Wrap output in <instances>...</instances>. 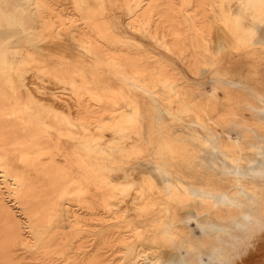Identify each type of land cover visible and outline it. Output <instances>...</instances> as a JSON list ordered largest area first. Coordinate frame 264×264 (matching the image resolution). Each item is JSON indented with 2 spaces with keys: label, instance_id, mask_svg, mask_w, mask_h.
Returning <instances> with one entry per match:
<instances>
[{
  "label": "bare ground",
  "instance_id": "6f19581e",
  "mask_svg": "<svg viewBox=\"0 0 264 264\" xmlns=\"http://www.w3.org/2000/svg\"><path fill=\"white\" fill-rule=\"evenodd\" d=\"M24 1L0 0V264H27L15 247L37 264L261 263L246 252H264V88L224 68L225 56L208 80L184 78L119 30L105 0ZM173 2L128 1L125 26L190 68L206 53L185 42ZM180 6L202 37L221 12L229 40L214 53L229 47L264 67V0ZM27 15L58 37L68 29L73 57L111 76L25 67L45 62L16 49V29L37 46Z\"/></svg>",
  "mask_w": 264,
  "mask_h": 264
},
{
  "label": "rangeland",
  "instance_id": "374dc122",
  "mask_svg": "<svg viewBox=\"0 0 264 264\" xmlns=\"http://www.w3.org/2000/svg\"><path fill=\"white\" fill-rule=\"evenodd\" d=\"M128 1L131 2L132 0H113L112 2L110 0H105L104 1V7H105L104 13H105V15L106 16L109 15V17L112 19V22H115V24H116V26H117V28L119 30H121L123 32H126V33H128L130 35H133V36L143 40L146 44H148L151 47H153L157 52H159L161 54H164L167 57L171 58L174 61V63L178 66L179 71L184 75V78L190 79V80H199V81L208 80L210 78L211 72L213 70H215L216 67H217L216 63H218V61L225 56L224 59H223L224 63L222 65L224 68H227L228 71H230L231 73L240 72L241 74H245V76L248 77L249 83H251L253 86H256L258 88H264V79H263V77H264V67L263 66H259V65L258 66H253V64H252L253 60H258L257 57H253V58H250L249 56L248 57H237V56H235L233 54V52L231 51V49L229 47L226 48L225 46H223L225 48H222L219 52L214 53L216 47H218V43L220 44L221 37L223 38L222 43H227L228 40H229V38L227 40L226 39L224 40V36H229L230 32L228 33L226 25L222 24V26H221L222 29L219 32L220 34L218 33L219 34V38L217 37L216 38L217 40L215 39V41H214L215 36H218V35L215 34V33L218 32L217 28H218V26H219L218 30L221 28L220 27V25H221L220 22H221V19L224 18L223 15L220 17V13L221 12L220 13L217 12V13H219L218 15L217 14H214L215 16L213 15V17L211 18V22H210L211 24H210L209 30L202 37V36H200L201 35L200 32H198L194 28H192L191 19H189L188 16L183 14V11H181L182 10V7L180 6V1L181 0H175V2L178 3V4L173 2V4L176 7V9L177 8L179 9V13H181L183 15V17L185 18V20H186V22L183 24V27L186 30L185 33L187 34V38L185 39V42L188 45H194V49L195 50L205 51V53H206L205 56H200L199 54H196V60L197 61L190 68H187V66L184 63H182L178 58L174 57L171 54L166 53L164 48H162L159 45H156L154 42H152L150 40L149 37L145 36L144 34L138 33L137 31H134V30L131 31L125 26V20H126V17H127L126 7L125 6H126ZM72 2L69 1L68 4L71 3L70 6L72 4H73L72 6H74L75 2L74 3H72ZM23 3H22L23 5L27 4V3H25L24 0H23ZM61 3H57L56 2V4H61ZM64 3H67V2H64ZM91 3L94 4V5H97L96 2H91ZM219 3L214 5L215 8L216 7L218 8V6H219L218 4ZM177 5H179V6H177ZM25 9H26V7H25ZM26 13H27V10L24 12V14H26ZM216 15H217V17H216ZM28 17L31 19V23H29L30 19ZM32 19L34 20V17H31V15L30 16L27 15V18L25 19V25L28 27V25L30 26V24H31L30 27L31 28L33 27V30L37 27V29L34 30L36 32V34H38L37 35L38 37H37V40H36L37 46L34 47V46H31L29 43L25 42V40L23 38V31L21 29H16V36H14V39L16 40V49L18 50L19 54L22 55V56L23 55H25V56L27 55L26 51H31L33 57H37L38 59H43L45 62L35 63V61L33 60V62L28 63V65H26L25 67L28 68V67H35L36 65L37 66L40 65V66H44L45 68H49V70L53 74L57 73V72L54 71L55 68L56 69L64 68L65 69V70H63L64 72L63 71L62 72L61 71L58 72L60 75H64L65 73H68V74H72L74 76H77L80 73H84V74H86V75H88L90 77L95 75V76L98 77L99 80H103L105 77L111 76V73H108V74H102L100 72L96 73V72H94L92 70V68H91V66L89 64L83 65L84 63L82 64V62H80L81 60H78L76 57H73L72 54H75V51H77L76 52L77 55H79L80 51H78V49L75 50V46L72 45L73 41L71 42V39H70L71 37H70V33H68V29L67 30L63 29L62 32L66 31V33H68L70 38L68 36H66V34H64L65 32L62 33L61 30H60V32L62 34L61 35L62 37L63 36L68 37L67 38L68 41H66L67 39L64 40L63 39L64 37L63 38L61 36L58 37L57 29H56V31L55 30H53V31L45 30L44 29L45 25L42 22L41 23L44 26L40 23L41 26H43V27L40 28V26H39V28H38V26H35V25L38 24L37 23L38 21L36 22V20H34L35 22H33ZM215 21H218L220 23V25H218V22H215ZM17 28H20V27H17ZM45 32H46V34H45ZM52 32H54V33H52ZM210 32H211V34H210ZM54 35H56L55 37H57V38H55ZM209 36L211 38L213 37L212 38L213 40L212 39L209 40L210 39ZM204 37H205V39H204ZM47 40H49L51 44H53L52 43L53 40L54 41L56 40V42L58 40L57 43L59 44V41H60V44H62V45H60V44L58 45L56 42H54V43H56V45L54 44L55 45V50H51V48L54 49V47H51L49 49L51 44ZM206 41H207V43H206ZM209 41L210 42L214 41L215 43L212 44V42H211V44H210ZM224 41H226V42H224ZM68 42L71 43V44L69 43V45H71L72 47L69 46V45L66 46L68 44ZM43 43H46L47 45L49 44L50 46L48 45L49 46L48 47V46L45 45L46 46L45 47V46L42 45ZM205 44H207V45H205ZM40 45H42V48H41ZM54 45H52V46H54ZM214 45H215V48H214ZM207 46H208V48H207ZM43 47H45L46 49L45 48L43 49ZM56 48H57V50H56ZM58 48H60L61 51H59L60 49H58ZM120 48L129 49L126 46H120ZM185 48L192 49L191 46H186ZM228 49H230V50H228ZM226 53H227V55H225ZM67 54H69V55L67 56ZM192 59H193V55L190 56V60H192ZM149 62H152V61H149ZM167 68H170V67H167ZM201 68H203V69H201ZM75 69H78V70L74 71ZM218 71H219V73L222 74V73H224L223 71H226V70L218 69ZM25 74H26L25 76H27V74L29 76V72H26ZM39 76H40L39 77L40 79L44 78L43 81L45 80V78H47V80L49 79L48 81L46 80L45 83L46 82L48 83L49 81H52V82H55L57 84H60L58 82L59 80L52 78L50 74H47L45 72L40 71L39 72ZM105 132H107V131H105ZM111 222H113V221L104 222V225L110 224ZM24 234L26 235L27 233L25 232ZM92 242H93V239L90 241V243H92ZM258 246H259L258 244H256V246L252 245L249 248L250 251L249 250L248 251L252 252L251 250L254 251V250L258 249V248H259V250L255 251V252H252L249 255H248V251L246 252L247 256H249V257L251 256L250 259L246 255L244 257L246 259L248 258L249 261H250L251 258H254V256L256 258H258L257 257L258 256L257 253L264 256V254H262L264 252H262L263 250L261 249L262 248L261 245L259 247ZM254 247L255 248L257 247V248L255 249ZM260 252H262V253H260ZM15 253H16L17 256H23L22 260L25 263H27V264H37V262L38 263L40 262V261H37V260H40V259L33 260L32 258H30L29 249L28 250H20L19 248L15 247ZM260 258L261 257L259 256L258 259H260ZM261 259H263L262 261H260L262 263L264 261V258H261ZM251 262L253 263L252 260H251ZM261 263H259V262L257 263V261H256V264H261ZM263 264H264V262H263Z\"/></svg>",
  "mask_w": 264,
  "mask_h": 264
}]
</instances>
